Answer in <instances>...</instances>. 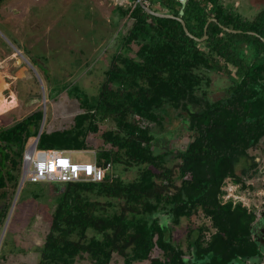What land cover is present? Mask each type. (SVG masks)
<instances>
[{"label":"trees","instance_id":"16d2710c","mask_svg":"<svg viewBox=\"0 0 264 264\" xmlns=\"http://www.w3.org/2000/svg\"><path fill=\"white\" fill-rule=\"evenodd\" d=\"M147 1L154 10L179 15V0ZM119 9L132 23L95 100L75 115L71 128L41 131L37 142L38 149H89L87 135L111 122L101 133L110 147L95 151L98 165L109 164V171L101 181L54 187L56 204L38 264H110L114 254L121 264H264V208L257 214L241 201L223 200L227 179L245 188L246 179L260 175L249 151L264 154V7L249 19L219 0H186L181 17L194 36H203L205 23L215 18L201 42L177 19L153 16L138 3ZM132 45L137 50L130 55ZM211 72L229 79L217 99L204 88ZM170 109L184 112L189 138L183 148L169 149L157 137ZM41 118L37 110L15 127L0 128V189L17 184L28 145L24 132ZM245 159L250 164L236 173ZM117 164L138 167V175L125 180L112 171ZM8 208L3 205L0 224ZM200 214L209 225L190 224L184 243L173 239L181 218Z\"/></svg>","mask_w":264,"mask_h":264},{"label":"rangeland","instance_id":"374dc122","mask_svg":"<svg viewBox=\"0 0 264 264\" xmlns=\"http://www.w3.org/2000/svg\"><path fill=\"white\" fill-rule=\"evenodd\" d=\"M125 2L0 0L1 129L15 127L37 110L42 111V118L29 122L23 135L26 143L34 140L40 127L45 133L72 127L75 115L84 111L85 104L95 100L105 76L104 70L109 66L112 55L121 49L122 37L132 19L128 14L121 15L119 7L127 8L134 3ZM219 2L249 19L264 7V0ZM14 48L26 59L20 63L23 65L21 68L16 65V57L20 55ZM136 50L137 45H132L128 53L133 55ZM22 70H28L26 75ZM206 75L209 77L208 84H204L206 95L209 99L221 97L229 84L228 77L214 72ZM181 112L184 113L168 110L163 115V128L157 129V137L167 140L169 149L183 148L189 138V132L181 121ZM110 127H113L111 122L100 123L98 132L87 135L86 142L91 148L73 151L71 158L77 162H93L94 151L110 147L103 145L101 137V133ZM165 130L172 132L170 138L164 135ZM158 147L155 150H159ZM249 153L255 154L260 175L246 179L245 188L227 179L223 186V200L241 201L260 214L264 208V154L259 150H250ZM248 164L250 159L243 160L237 165L236 173L241 174L242 166ZM137 168L124 170L123 165L117 164L112 171H118L122 178L131 180L138 175ZM16 174V185L8 182L5 188L0 189V217L3 218V205H9L0 224V264H38L39 248L45 241L56 204L57 190L54 187H58L60 182L25 181L20 185L21 166ZM242 177L245 179L244 175ZM3 191H6L5 197L1 196ZM202 223H210L202 214L193 215L190 219L181 218L171 235L184 243L187 227L190 224L197 227ZM121 263L122 258L114 254L110 264ZM76 264L93 263L89 259H79Z\"/></svg>","mask_w":264,"mask_h":264},{"label":"built area","instance_id":"2783aa9c","mask_svg":"<svg viewBox=\"0 0 264 264\" xmlns=\"http://www.w3.org/2000/svg\"><path fill=\"white\" fill-rule=\"evenodd\" d=\"M37 140L28 144L23 152L21 184L25 181L37 182H75L101 181L108 172L109 164L101 167L94 151L93 162H77L71 158L72 149H38ZM82 151V149H81Z\"/></svg>","mask_w":264,"mask_h":264},{"label":"water","instance_id":"95a60500","mask_svg":"<svg viewBox=\"0 0 264 264\" xmlns=\"http://www.w3.org/2000/svg\"><path fill=\"white\" fill-rule=\"evenodd\" d=\"M179 1H180V3H181L180 11H179V15H178V16H174V15L171 14V13H166V12H161V11L154 10V9L151 8L148 4H146V3L144 2V0H136V2L140 5V7H142L147 13H149V14H151V15H153V16H157V17L175 18V19H177V20L182 24L185 33H186L189 37H192L193 39H195V40H197V41H200V42L203 41V40H205V39L207 38V34H206V28H207V25H208V23H209L211 20H215V18H209V19L207 20V22L205 23V25H204V34H203V36H201V37H196V36H194L192 33L189 32L188 28L186 27V24H185L184 20H183L182 17H181L182 14H183V8H184V5H185L186 0H179ZM221 27H222L224 30L228 31V32H240V30L231 29V28H228V27H225V26H222V25H221ZM248 32H249V33H254V32H252V31H248ZM263 41H264V39H263ZM14 49H15V48H14ZM15 50H16V54H18V55L21 56L20 52H19L17 49H15ZM20 58H21V57H16V65H18V66H20V65H21L20 63L22 62V59H20ZM40 133H41V127H40L39 131L37 132V135L35 136L33 143H35L36 140H38Z\"/></svg>","mask_w":264,"mask_h":264},{"label":"clouds","instance_id":"9594fccd","mask_svg":"<svg viewBox=\"0 0 264 264\" xmlns=\"http://www.w3.org/2000/svg\"><path fill=\"white\" fill-rule=\"evenodd\" d=\"M144 2L146 3V4H148L147 3V0H144ZM135 3H137L136 2V0H135V2L133 3V6L132 7H134V5H135ZM21 54V53H20ZM21 59L23 60V61H25L26 59L23 57V55L21 54ZM34 141V140H33ZM38 141V140H37ZM29 144V143H28ZM28 146V145H27ZM25 150V149H24ZM24 152V151H23ZM22 161H23V154H22ZM21 167H22V164H21ZM20 185H21V182H20Z\"/></svg>","mask_w":264,"mask_h":264},{"label":"crops","instance_id":"0c3cea01","mask_svg":"<svg viewBox=\"0 0 264 264\" xmlns=\"http://www.w3.org/2000/svg\"><path fill=\"white\" fill-rule=\"evenodd\" d=\"M123 1H124V2H125V1H126V2H128V1H132V2H134V0H122V2H123ZM126 2H125V3H126ZM131 7H132V6H131ZM18 70H19V69H18ZM18 70H17V71H18ZM22 72H23V70H22ZM26 72H28V70H27ZM26 72H23V75H26ZM16 75H17V74H16ZM4 89H5V88H3V90H4ZM3 90H2V91H3ZM1 94L3 95V92H1Z\"/></svg>","mask_w":264,"mask_h":264},{"label":"flooded vegetation","instance_id":"af4514ba","mask_svg":"<svg viewBox=\"0 0 264 264\" xmlns=\"http://www.w3.org/2000/svg\"><path fill=\"white\" fill-rule=\"evenodd\" d=\"M19 67L21 68V67H23V65H20Z\"/></svg>","mask_w":264,"mask_h":264}]
</instances>
